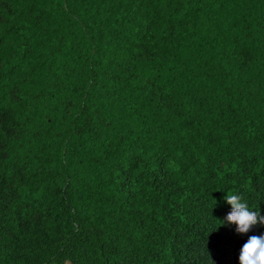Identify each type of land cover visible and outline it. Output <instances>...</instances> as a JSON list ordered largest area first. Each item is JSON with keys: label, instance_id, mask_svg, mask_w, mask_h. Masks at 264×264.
<instances>
[{"label": "trees", "instance_id": "1", "mask_svg": "<svg viewBox=\"0 0 264 264\" xmlns=\"http://www.w3.org/2000/svg\"><path fill=\"white\" fill-rule=\"evenodd\" d=\"M264 215V0H0V264H238Z\"/></svg>", "mask_w": 264, "mask_h": 264}, {"label": "clouds", "instance_id": "2", "mask_svg": "<svg viewBox=\"0 0 264 264\" xmlns=\"http://www.w3.org/2000/svg\"><path fill=\"white\" fill-rule=\"evenodd\" d=\"M224 201L231 206L222 218L224 226L234 225V231L241 236L247 235L256 225L264 226V215L250 210L237 194L227 193ZM238 264H264V233L249 235L238 250Z\"/></svg>", "mask_w": 264, "mask_h": 264}, {"label": "rangeland", "instance_id": "3", "mask_svg": "<svg viewBox=\"0 0 264 264\" xmlns=\"http://www.w3.org/2000/svg\"><path fill=\"white\" fill-rule=\"evenodd\" d=\"M65 264H69V263L67 262V263H65Z\"/></svg>", "mask_w": 264, "mask_h": 264}]
</instances>
